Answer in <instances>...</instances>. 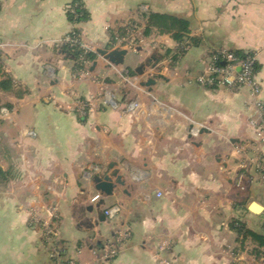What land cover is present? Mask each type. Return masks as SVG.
I'll return each mask as SVG.
<instances>
[{
  "label": "crops",
  "instance_id": "0c3cea01",
  "mask_svg": "<svg viewBox=\"0 0 264 264\" xmlns=\"http://www.w3.org/2000/svg\"><path fill=\"white\" fill-rule=\"evenodd\" d=\"M74 2L87 20H70ZM154 14L189 22L184 41L147 36ZM130 25L135 50L115 42ZM73 32L95 55L83 70L63 44ZM118 48L123 65L99 54ZM221 50L256 56L259 99L199 84ZM0 67L12 84L0 90L11 111L0 113V264H53L44 219L80 264H234L239 253L264 264V246L236 226L264 237V212L250 210L264 207V143L251 125H264V0H0ZM115 173L124 185L101 195L94 178ZM115 205L120 216L102 220ZM119 230L128 238L105 258Z\"/></svg>",
  "mask_w": 264,
  "mask_h": 264
},
{
  "label": "built area",
  "instance_id": "2783aa9c",
  "mask_svg": "<svg viewBox=\"0 0 264 264\" xmlns=\"http://www.w3.org/2000/svg\"><path fill=\"white\" fill-rule=\"evenodd\" d=\"M78 4H71L68 7V14L73 15L75 18L79 17L77 13ZM147 10V7L145 8ZM138 31L137 25H130L128 33L116 37V44L127 50H135L136 43L134 33ZM63 44L73 50H78L80 53L79 62L83 68L86 67L90 61L87 60V54L90 52L88 47L83 43L81 35L78 32H73L66 36L63 40ZM183 51L187 50V43L183 45ZM257 58L254 54H248L246 58H240L235 52L221 50L211 54L210 62L206 68L205 75L198 79L199 84L207 87L214 88H225L229 91H238L245 87L251 89L252 96L259 99L262 87L257 80ZM89 101L81 102L79 112L85 116L88 112ZM106 105L114 106L115 102L113 98L106 99ZM137 103H132L129 106V111H134L138 108ZM256 109L260 112H264V103L261 100H257L255 103ZM1 118L3 120L11 119V111L8 108L0 109ZM251 125L255 128L257 139L260 143H264V125L260 122H252ZM32 135V133H31ZM256 171L260 176V180L264 185V159H258L255 163ZM100 196H96L92 199L93 203L98 202ZM121 214V207L115 205L105 209L104 215L108 221L114 222ZM52 218L53 215H51ZM237 228L242 232L246 233V228L242 224H237ZM42 229L45 239V244L49 251L50 258L53 264H80L77 259L68 254V249L65 245L61 244L56 239L53 224L51 220H42ZM116 235L118 239L114 244L108 243L103 248V256L105 258H116L119 255L120 245L123 240L128 238L127 233L117 231ZM247 253H239L235 256L234 264H248ZM264 262V256L261 258Z\"/></svg>",
  "mask_w": 264,
  "mask_h": 264
},
{
  "label": "trees",
  "instance_id": "16d2710c",
  "mask_svg": "<svg viewBox=\"0 0 264 264\" xmlns=\"http://www.w3.org/2000/svg\"><path fill=\"white\" fill-rule=\"evenodd\" d=\"M74 4H78L77 13L79 14V17L75 18L73 15L69 14V18L73 23H80L88 19V15L86 11L83 9L82 5L78 2H74ZM156 28L160 30L162 33H170L173 35V38L177 42H183L185 36L189 33L190 24L189 22L172 17V16H166V15H151L149 17V28L145 32V34L148 36L151 33V29ZM66 50L68 53H70L77 61V68L79 70H83L82 64L79 62L80 53L78 50L70 49L66 46ZM240 58L244 59L247 57L248 54L235 52ZM87 60L93 61L95 60V55L91 52L87 54ZM256 70H258V65H256ZM1 72V67H0ZM11 81L5 80L0 83V90L6 91L11 89ZM238 232L242 234V232L237 228ZM244 236L252 237L255 241L259 242L261 246H264V237L259 236L257 234L251 233L246 230V233H244ZM264 256V253H260Z\"/></svg>",
  "mask_w": 264,
  "mask_h": 264
},
{
  "label": "water",
  "instance_id": "95a60500",
  "mask_svg": "<svg viewBox=\"0 0 264 264\" xmlns=\"http://www.w3.org/2000/svg\"><path fill=\"white\" fill-rule=\"evenodd\" d=\"M127 50L124 49H115L114 51L107 52V51H99V54L104 57L105 60H107L111 65L119 66L124 64V58L127 55ZM155 67L151 61L148 63L141 65L138 67L135 71V75H143L145 72L146 67ZM155 84V81L152 79L147 81L146 86H152ZM115 178V181H114ZM94 184L95 189L101 194L105 196H112L113 191L115 189L116 185H124L121 177H118L117 174H113L112 176H105L103 178L101 177H95L94 178ZM250 210L253 213L261 214L264 212V207L256 202L252 203L250 206ZM106 217L104 214H102V220H105Z\"/></svg>",
  "mask_w": 264,
  "mask_h": 264
}]
</instances>
